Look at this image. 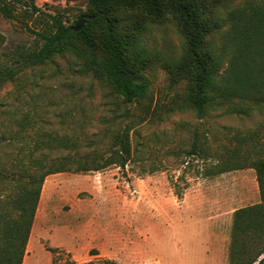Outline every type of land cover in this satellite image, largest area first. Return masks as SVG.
Listing matches in <instances>:
<instances>
[{
	"label": "rangeland",
	"instance_id": "obj_1",
	"mask_svg": "<svg viewBox=\"0 0 264 264\" xmlns=\"http://www.w3.org/2000/svg\"><path fill=\"white\" fill-rule=\"evenodd\" d=\"M248 1L261 0H229L226 8ZM34 2L33 14L27 7L12 18L0 13V65L16 70L13 81L0 83V170L19 169L31 153L45 162L102 153L108 134L133 127L124 166L77 171L73 159L72 169L44 178L21 264H229L234 210L260 201L254 169L239 166L264 155V109L241 115L215 108L200 118L179 107L187 83L157 60L142 73L161 119L139 122L138 106L123 117L120 97L72 54L17 67V51L36 46L27 26L41 29V12H62L73 25L88 0ZM146 42L165 58L180 56L185 45L171 20L152 25ZM60 137L70 149L47 144ZM194 141L199 148L190 154ZM217 162L235 168L207 174ZM6 186L14 193L12 182Z\"/></svg>",
	"mask_w": 264,
	"mask_h": 264
},
{
	"label": "trees",
	"instance_id": "obj_2",
	"mask_svg": "<svg viewBox=\"0 0 264 264\" xmlns=\"http://www.w3.org/2000/svg\"><path fill=\"white\" fill-rule=\"evenodd\" d=\"M228 1L88 0L87 10L79 13L74 23L82 15L101 14L87 19L77 31L66 24L62 12H41L47 17L41 29L25 24L37 43L17 51V67L72 54L82 59L85 71L120 97L123 117L130 116L131 106H138V121L142 122L154 114L161 119L152 107L149 82L142 73L161 60L175 80L188 85L180 108H190L200 118L215 108L249 115L254 107L264 109V0L226 8ZM18 7L31 8L30 14L39 10L34 0H0V13L7 18L14 17ZM223 8L226 10L221 12ZM166 20L184 37V48L176 58L161 56L146 42L151 26ZM3 40L0 35V45ZM15 73V68L1 64L0 83L13 81ZM132 127L126 124L108 134L111 141L102 153L90 152L77 160L67 154L49 162L31 153L26 160L17 161L19 169L0 170L4 185L0 190V264H21L44 178L72 169L73 159L77 171L124 166L131 157ZM51 143L67 149L72 146L64 137L48 139L47 144ZM198 148L194 141L189 153H197ZM239 167L254 169L260 201L234 210L229 264H264V155ZM234 168L228 162H217L207 174ZM7 182L14 185V193L4 192ZM99 264L118 263L106 259Z\"/></svg>",
	"mask_w": 264,
	"mask_h": 264
},
{
	"label": "water",
	"instance_id": "obj_3",
	"mask_svg": "<svg viewBox=\"0 0 264 264\" xmlns=\"http://www.w3.org/2000/svg\"><path fill=\"white\" fill-rule=\"evenodd\" d=\"M101 14V12H98L97 14H95V15H82L78 20H77V22H75V24H73L72 25V30H75V31H77V30H79V29H81L82 27H83V25L85 24V21L87 20V19H90V20H92V19H94L95 17H97V16H99Z\"/></svg>",
	"mask_w": 264,
	"mask_h": 264
}]
</instances>
